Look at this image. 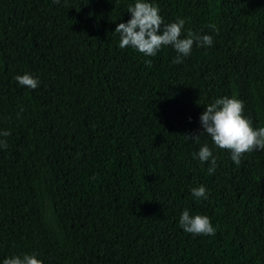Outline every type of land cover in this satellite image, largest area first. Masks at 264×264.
Here are the masks:
<instances>
[{
  "label": "trees",
  "instance_id": "1",
  "mask_svg": "<svg viewBox=\"0 0 264 264\" xmlns=\"http://www.w3.org/2000/svg\"><path fill=\"white\" fill-rule=\"evenodd\" d=\"M135 2L0 0V264H264V151L237 166L207 135L185 138L225 96L264 127V0H148L185 21L182 38L213 37L177 64L171 46L119 48ZM26 73L37 89L15 80ZM185 209L216 234L184 232Z\"/></svg>",
  "mask_w": 264,
  "mask_h": 264
},
{
  "label": "clouds",
  "instance_id": "2",
  "mask_svg": "<svg viewBox=\"0 0 264 264\" xmlns=\"http://www.w3.org/2000/svg\"><path fill=\"white\" fill-rule=\"evenodd\" d=\"M59 3L60 0H53ZM131 19L127 23H119L114 33H119V48L131 47L147 57L156 56L158 51L165 46H171L176 57L172 63H182L183 58L190 56L193 46L210 47L213 44V37L210 35H199L188 30L187 35L182 38V30L185 21L178 19L175 22L165 23L160 15L158 5L148 2V0H136L134 5L128 6ZM215 29V25H209ZM218 32V30H217ZM145 63L151 64V60ZM15 80L22 87L35 90L39 86V80L30 74L17 75ZM244 104L235 97L227 96L216 99L207 105L200 116L202 131L199 135L185 138L193 139L195 143L200 142L202 136L211 138L214 146L221 150L231 152V160L239 166L242 156L253 150L264 151V127L254 129L252 122L244 117ZM9 131H3L0 136L7 137ZM7 141L0 140V148H7ZM201 164L210 162L207 171L212 174L217 168V157L207 144L200 147L194 154ZM191 194L196 199H208V193L204 186L191 190ZM179 226L184 232L193 235L214 236L217 229L212 225L208 216L190 215L185 209L179 218ZM3 264H43L37 259L35 254L22 256H12L3 260Z\"/></svg>",
  "mask_w": 264,
  "mask_h": 264
},
{
  "label": "rangeland",
  "instance_id": "3",
  "mask_svg": "<svg viewBox=\"0 0 264 264\" xmlns=\"http://www.w3.org/2000/svg\"><path fill=\"white\" fill-rule=\"evenodd\" d=\"M45 208H46V211L49 217L53 218V212H52L51 206L49 205L48 201H46Z\"/></svg>",
  "mask_w": 264,
  "mask_h": 264
}]
</instances>
